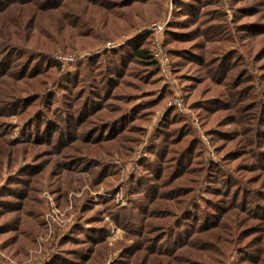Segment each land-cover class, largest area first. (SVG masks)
<instances>
[{
    "label": "rangeland",
    "instance_id": "1",
    "mask_svg": "<svg viewBox=\"0 0 264 264\" xmlns=\"http://www.w3.org/2000/svg\"><path fill=\"white\" fill-rule=\"evenodd\" d=\"M156 3L133 5L124 19L110 26L116 36L108 35L104 42L54 52L53 77L37 93L22 97H38L36 103L21 110L5 107L0 139L10 155L0 161V204L10 194L8 187L19 188L22 197H14L17 207L12 204L10 211L26 205L38 212L42 228L34 230L24 250L14 245L6 250L7 237L0 236V263L70 264L79 253L78 264H93L97 257L99 264H133L143 244L151 242L148 250L156 248L162 264L180 249L187 250L184 246L192 232L188 229L199 218L212 221L215 206L226 204L216 222L233 210L238 228L244 229L227 264H241V250L246 258L264 264L260 255L264 250V0ZM186 28H197L196 41H183L179 32ZM192 42H196L189 48L192 53L181 57ZM142 46L157 66L152 94L162 97L148 119L133 122L134 127L118 136L104 133V140L100 135H84L88 125L77 127V120L71 130L62 126L58 113L75 106L74 99L66 101L68 97L62 95L63 81L103 53L119 50L127 58L132 48ZM78 73L67 79L69 87ZM172 110L180 128L168 145L157 137ZM33 118L37 125L28 127ZM41 123L45 130L36 132ZM56 129L59 137L53 133ZM105 144L114 149H103ZM172 153L185 159H179L176 170L168 165ZM200 165L206 173L188 174ZM212 167L219 169L214 175L209 173ZM37 172L41 177H32ZM150 180L159 183L148 187ZM171 188L176 189L168 191ZM150 192L159 194L160 207L151 205ZM188 213L194 215L193 225L183 223L182 231L171 239L174 227ZM14 216L5 215L1 221ZM204 229L207 226L202 224L199 231ZM250 232L256 233L245 237ZM142 235L147 239L139 242ZM255 242L259 243L252 246Z\"/></svg>",
    "mask_w": 264,
    "mask_h": 264
},
{
    "label": "trees",
    "instance_id": "2",
    "mask_svg": "<svg viewBox=\"0 0 264 264\" xmlns=\"http://www.w3.org/2000/svg\"><path fill=\"white\" fill-rule=\"evenodd\" d=\"M134 1L0 0V119L7 114L8 108L6 109V106L14 105L16 109L21 110L24 106L29 107L36 103L38 97L29 96L26 100H23L22 97L37 93L44 86L43 83L53 77V70L56 68L52 60L54 52L83 48L104 42L108 35L116 36L113 35L116 32L111 31L110 26H113L115 21L124 19L133 5L136 7L150 6L153 5L151 2L155 1L156 4H159L161 0H139L136 4ZM186 19L188 20V18ZM186 29L179 32L183 41L188 43L196 41L199 37L197 28ZM227 32L226 29L224 33ZM228 36L229 34L226 37ZM194 43L196 42H192L188 48H185L181 57H189L187 54L192 53L189 48L195 45ZM118 51H108L80 66L77 70L78 76L71 87L67 85V79L77 72L63 81L62 95L68 97L66 101L74 99L75 108L72 107L69 111L58 113V120L62 126H68L71 130L76 126L77 120L79 121L77 127L88 125L84 135L87 137L100 135V138L104 140L107 135L114 132L118 136V134L130 130L134 127L132 123L135 121L145 122L149 117L146 115H150L152 110L162 102V97L157 99V96L152 94L158 79V72L149 49L144 46L132 48V51L127 53V58H124L125 55L118 53ZM124 59H126L125 63L123 62ZM227 88L228 86L225 89ZM204 107L202 104L199 107L200 111ZM175 115L174 110H172L165 116L157 137L159 142L170 145L172 139L176 137L180 126H176L178 118ZM36 125L37 123L33 118L28 127ZM102 125L105 126L100 131L99 127ZM120 125L122 127L118 128ZM44 130V123L35 129L36 132L40 133ZM2 131L3 128L0 129V133ZM59 132L60 130L56 129L53 133H57V137H59ZM104 133L108 134L104 135ZM114 141L113 139L109 140L112 143ZM247 142L248 140H244V144ZM119 145H122L121 149L125 147L122 142ZM109 148L113 147L108 144L103 146V149ZM9 155L10 148L5 145L3 139H0V161ZM171 157L173 160L168 165L174 167L175 170L179 159L185 162L179 153H172ZM157 159L154 158V161ZM163 165L165 164L162 163V167H164ZM167 169L165 170L166 175ZM203 169L204 166L200 165V168H191L188 174L206 173V170ZM218 171V168L212 167L209 173L214 175ZM41 175L37 172L32 177H41ZM149 177L151 178L153 175ZM226 178L227 176L224 177V179ZM166 180L167 178L164 176L163 181ZM151 181L154 180L148 181L146 186L158 185L159 183ZM7 189L10 194H6L7 198H2L0 204V236L7 237L4 242L6 250L12 249V245L16 246V250H24L31 243L34 230L42 228L41 221L38 212L34 214L26 205L10 211L12 204L17 207L15 205L17 201L14 200V197H22V193L19 188L8 187ZM175 189L171 188L168 191ZM241 192L243 194V190ZM3 193L5 195L6 192ZM158 197L159 194L153 192L149 194V198H153L151 205L154 207L161 206ZM26 199L27 197L23 198V200ZM4 203L11 204V206L5 207ZM226 207V204L215 206L217 211L213 214L212 221L206 220V217L199 218L193 228L188 229L192 232L184 246L187 250L180 249V254L176 253L171 258L162 260V264H227V256L234 249L233 245L244 229L238 228L239 225L233 210L224 212L216 222V217ZM189 213L186 219L178 222V226L174 227L171 239L182 231L183 223L193 225L194 215ZM9 214L17 216H14L13 220L11 218L1 221L5 215ZM127 219L128 217L123 221H127ZM202 224L207 226V229L199 231ZM20 227L22 229H19ZM144 229L148 232L150 224H146ZM80 233L85 235V232ZM254 233L256 232H250L245 237ZM201 235L202 237H200ZM167 236L165 234L160 241L166 239ZM153 238L152 236L151 239ZM145 239L147 237L142 235L138 241L142 242ZM253 239L248 240L244 246L251 243ZM258 243L255 242L252 246ZM150 245L151 242L143 244L140 250L141 254H136L133 264L159 263L158 250L156 248L148 250ZM260 255L264 256V250L260 251ZM73 256L77 260H70L69 263L78 264L79 253ZM239 258L241 264H257V260L246 258L244 250L239 252ZM99 262V257L93 260V264H99ZM261 262L264 263V261ZM56 263L60 264L61 262Z\"/></svg>",
    "mask_w": 264,
    "mask_h": 264
},
{
    "label": "built area",
    "instance_id": "3",
    "mask_svg": "<svg viewBox=\"0 0 264 264\" xmlns=\"http://www.w3.org/2000/svg\"><path fill=\"white\" fill-rule=\"evenodd\" d=\"M0 264H5V263L2 262V263H0Z\"/></svg>",
    "mask_w": 264,
    "mask_h": 264
}]
</instances>
